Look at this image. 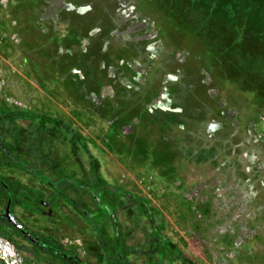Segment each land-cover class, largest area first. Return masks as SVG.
I'll return each instance as SVG.
<instances>
[{
    "label": "rangeland",
    "instance_id": "374dc122",
    "mask_svg": "<svg viewBox=\"0 0 264 264\" xmlns=\"http://www.w3.org/2000/svg\"><path fill=\"white\" fill-rule=\"evenodd\" d=\"M229 22L0 0V235L26 260L264 264V87Z\"/></svg>",
    "mask_w": 264,
    "mask_h": 264
},
{
    "label": "trees",
    "instance_id": "16d2710c",
    "mask_svg": "<svg viewBox=\"0 0 264 264\" xmlns=\"http://www.w3.org/2000/svg\"><path fill=\"white\" fill-rule=\"evenodd\" d=\"M208 1L213 3L214 13L216 12L217 17L231 21L229 23L233 22L232 40L228 34L226 39H222V42L240 56L247 54L248 68L255 83L257 86L264 87V50H260L262 48L260 46L264 45V0ZM234 26H236L235 32ZM211 30L220 33L218 41L221 40L223 36L221 31H217L215 27Z\"/></svg>",
    "mask_w": 264,
    "mask_h": 264
},
{
    "label": "built area",
    "instance_id": "2783aa9c",
    "mask_svg": "<svg viewBox=\"0 0 264 264\" xmlns=\"http://www.w3.org/2000/svg\"><path fill=\"white\" fill-rule=\"evenodd\" d=\"M74 244L81 246L80 241ZM0 264H37L34 260H26L17 247L8 238L0 235Z\"/></svg>",
    "mask_w": 264,
    "mask_h": 264
}]
</instances>
